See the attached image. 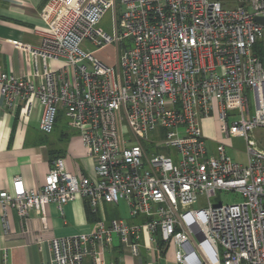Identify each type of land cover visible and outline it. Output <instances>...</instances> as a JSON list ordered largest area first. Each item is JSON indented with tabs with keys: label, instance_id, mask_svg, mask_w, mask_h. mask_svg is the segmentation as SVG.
<instances>
[{
	"label": "built area",
	"instance_id": "2783aa9c",
	"mask_svg": "<svg viewBox=\"0 0 264 264\" xmlns=\"http://www.w3.org/2000/svg\"><path fill=\"white\" fill-rule=\"evenodd\" d=\"M239 2L228 9L212 0H118L117 15L115 0H47L40 18L48 31L37 32L36 46L16 45L30 55L31 76L0 72V96L28 114L39 106L43 134L62 111L94 174L69 173L56 158L38 189L13 177L0 188L3 234L9 210L23 222L39 212L45 226L48 204L62 211L80 198L95 212L123 201L142 222L103 220L86 234L51 237L50 264H107L114 238L140 257L144 233L150 244L175 245L178 264H264V150L249 140L264 128V22L255 21L264 19V0ZM108 11L112 34L98 28ZM107 47L115 64L95 54ZM207 117L220 138H245V165L220 138L208 152ZM216 190L240 200L214 206Z\"/></svg>",
	"mask_w": 264,
	"mask_h": 264
},
{
	"label": "crops",
	"instance_id": "0c3cea01",
	"mask_svg": "<svg viewBox=\"0 0 264 264\" xmlns=\"http://www.w3.org/2000/svg\"><path fill=\"white\" fill-rule=\"evenodd\" d=\"M46 2L0 0V72L24 78L31 76L30 55L16 45L39 44L40 36L37 32L48 31L40 18ZM115 2L116 11L119 4L118 0ZM239 3L238 0L236 6ZM95 54L102 60L98 51ZM52 67L56 69L59 64L53 62ZM63 117L64 114L60 113L55 125L60 129L59 137L44 136L38 127L39 106H34L28 114L24 103L10 109L0 96V188L7 187L16 176L22 178L26 187L40 188L54 158H62L69 173L86 176L94 174L93 162L86 157L79 134L72 126L69 128L66 125ZM203 122L204 119L201 128L205 141L207 133ZM7 215L10 225L7 235L3 234L0 223V264H50L51 237L86 234L103 220L123 219L130 224L143 220L142 216L130 218L129 208L123 201L117 206L104 204L92 212L86 201L80 198L65 205L62 211L54 204L46 205L45 226L43 215L36 211H31L25 222L13 210H9ZM161 244H150L144 233L140 241V257H134L124 253L118 239L114 238L107 264H178L172 258L177 247L169 244L161 248ZM84 261V264H91L89 258Z\"/></svg>",
	"mask_w": 264,
	"mask_h": 264
},
{
	"label": "rangeland",
	"instance_id": "374dc122",
	"mask_svg": "<svg viewBox=\"0 0 264 264\" xmlns=\"http://www.w3.org/2000/svg\"><path fill=\"white\" fill-rule=\"evenodd\" d=\"M219 1L225 8H234L238 2V0H214ZM117 15L120 13V8L117 5ZM98 28L101 29L103 32L107 34H112L113 30V21H112V11H108L103 19L100 21ZM86 45L90 50H94L91 47ZM97 53V51H96ZM98 56L103 60V62L107 64H115V49L113 47H107L102 50L98 51ZM250 99V112L251 114L254 113V104L252 99ZM232 112L235 116L237 114V110L229 111ZM236 118V117H235ZM234 119V117H229L227 119L228 124ZM63 121H65L67 126L70 128L71 122L70 120L64 116ZM204 126L206 127L207 136H205L206 147L208 152L212 155L215 154V148L217 140L222 136L221 129H219L217 120H214L212 117L204 118ZM57 126V125H56ZM54 128L52 133L50 134H43L44 136H51L53 138L59 137V128ZM223 140L225 144L226 154L235 162L245 165L247 161V143L244 137L241 136H233L230 138H220ZM249 140L255 145L257 149L264 150V128L258 127L251 132H249ZM240 197L237 193L232 191H224V190H216L215 195L210 198V203L212 205H218L220 203L226 204L232 201H239ZM206 206V201H205ZM173 244H171L172 246ZM171 248V247H170ZM173 253V252H172ZM173 260L174 256L172 257ZM86 259V258H85ZM84 259V260H85ZM85 262V261H84ZM176 262V261H175ZM84 264V263H83Z\"/></svg>",
	"mask_w": 264,
	"mask_h": 264
},
{
	"label": "trees",
	"instance_id": "16d2710c",
	"mask_svg": "<svg viewBox=\"0 0 264 264\" xmlns=\"http://www.w3.org/2000/svg\"><path fill=\"white\" fill-rule=\"evenodd\" d=\"M60 113H63L62 111H59V113H58V115H57V118H56V123H57V121H58V117H59V114ZM56 125V124H55ZM54 159H56V158H54ZM164 246H163V244H161V248H163Z\"/></svg>",
	"mask_w": 264,
	"mask_h": 264
},
{
	"label": "water",
	"instance_id": "95a60500",
	"mask_svg": "<svg viewBox=\"0 0 264 264\" xmlns=\"http://www.w3.org/2000/svg\"><path fill=\"white\" fill-rule=\"evenodd\" d=\"M255 21L256 22H264V19L263 18H255Z\"/></svg>",
	"mask_w": 264,
	"mask_h": 264
}]
</instances>
